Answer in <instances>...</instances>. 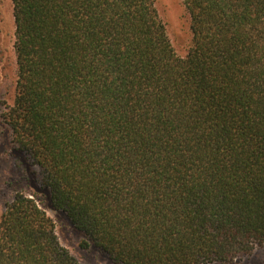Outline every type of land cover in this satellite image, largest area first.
I'll return each instance as SVG.
<instances>
[{
  "label": "trees",
  "instance_id": "16d2710c",
  "mask_svg": "<svg viewBox=\"0 0 264 264\" xmlns=\"http://www.w3.org/2000/svg\"><path fill=\"white\" fill-rule=\"evenodd\" d=\"M0 112L56 210L119 264L231 263L264 245V0H182L176 54L154 0H11ZM0 264H80L17 192Z\"/></svg>",
  "mask_w": 264,
  "mask_h": 264
},
{
  "label": "rangeland",
  "instance_id": "374dc122",
  "mask_svg": "<svg viewBox=\"0 0 264 264\" xmlns=\"http://www.w3.org/2000/svg\"><path fill=\"white\" fill-rule=\"evenodd\" d=\"M154 4L176 54L184 56L191 45V32L190 17L183 1L154 0ZM14 30L12 1L0 0V112L12 104L15 95ZM17 192L34 198L47 213L54 222L60 244L78 263L119 264L91 244L86 248L81 246L84 234L71 224L65 212L52 207L48 190L40 186L34 167L12 145L9 130L0 118V214ZM226 264H264V245Z\"/></svg>",
  "mask_w": 264,
  "mask_h": 264
}]
</instances>
